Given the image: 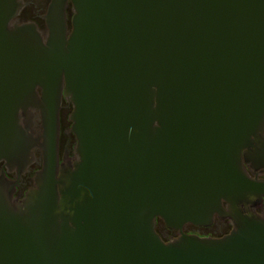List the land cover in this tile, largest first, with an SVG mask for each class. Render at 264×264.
I'll return each instance as SVG.
<instances>
[{
  "label": "water",
  "instance_id": "95a60500",
  "mask_svg": "<svg viewBox=\"0 0 264 264\" xmlns=\"http://www.w3.org/2000/svg\"><path fill=\"white\" fill-rule=\"evenodd\" d=\"M72 2V29L53 0L44 35L0 0V164L16 173L0 175V264H264V179L246 169H264V0ZM216 217L229 235L183 233Z\"/></svg>",
  "mask_w": 264,
  "mask_h": 264
},
{
  "label": "flooded vegetation",
  "instance_id": "af4514ba",
  "mask_svg": "<svg viewBox=\"0 0 264 264\" xmlns=\"http://www.w3.org/2000/svg\"><path fill=\"white\" fill-rule=\"evenodd\" d=\"M22 9L20 15L16 19V22L23 23H35L39 30L44 34H48V27L46 22V15L49 11V8L53 0H19ZM75 15V7L72 0H69L67 6V18L69 29H72L73 18ZM40 93V90H39ZM74 111V106L72 102L66 100L63 96L62 99V108L60 111V142H59V156L61 164H65L66 161L73 160L76 155V147L78 145L77 137L72 132L73 122L71 120L72 113ZM34 123L36 130L42 132V119L38 113H34ZM35 154L38 158L41 157L40 150H36ZM42 169V165L39 163L34 164L29 172L24 175L17 186V191L15 197L19 200H23L26 197V194L35 188L34 178L38 171ZM246 169L249 174L255 178L258 176L259 179H264V169L255 170L246 164ZM2 170L6 173L7 177L11 180H15L16 173H9L4 167V164H0V175ZM223 205L226 207L227 203L223 202ZM257 213L261 216H264V203L262 207L257 210ZM234 227L229 220H223L216 217L215 224L211 227H197L194 225H186L183 229V233L188 235H197L202 238H223L229 235L233 231ZM158 233L165 241H171L180 236L176 231L168 229L162 222H159Z\"/></svg>",
  "mask_w": 264,
  "mask_h": 264
}]
</instances>
